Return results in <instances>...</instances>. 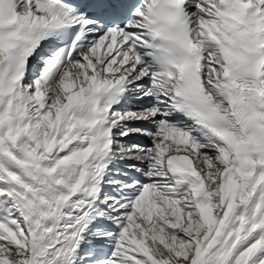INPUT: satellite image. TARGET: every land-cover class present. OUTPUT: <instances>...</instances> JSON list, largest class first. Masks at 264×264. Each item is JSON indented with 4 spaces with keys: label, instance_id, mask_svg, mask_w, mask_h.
<instances>
[{
    "label": "snow or ice",
    "instance_id": "snow-or-ice-1",
    "mask_svg": "<svg viewBox=\"0 0 264 264\" xmlns=\"http://www.w3.org/2000/svg\"><path fill=\"white\" fill-rule=\"evenodd\" d=\"M0 264H264V0H0Z\"/></svg>",
    "mask_w": 264,
    "mask_h": 264
}]
</instances>
